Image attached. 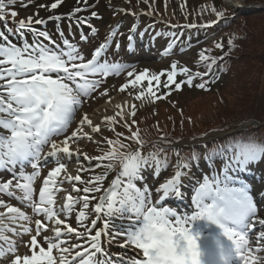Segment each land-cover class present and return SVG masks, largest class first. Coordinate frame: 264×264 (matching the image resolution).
Returning <instances> with one entry per match:
<instances>
[{
    "label": "snow or ice",
    "instance_id": "6c2138e0",
    "mask_svg": "<svg viewBox=\"0 0 264 264\" xmlns=\"http://www.w3.org/2000/svg\"><path fill=\"white\" fill-rule=\"evenodd\" d=\"M18 2L28 7L34 0H0V22H5L6 28L0 30V174L7 176L0 175V264H264V209L244 182L250 166L264 160V142L251 137L233 138L205 151L203 159L213 168L212 174L196 178L192 173L188 191L184 177L192 171L194 162L199 166L201 156L191 150L183 155L179 147H161L160 144H179L164 135L159 137V143L152 142L153 150L146 153L149 141L141 136L138 127L133 130L135 119L125 118L135 117V104L127 113L126 103L117 104L114 114L105 116L101 123H94L87 113L77 117L109 76H134L119 91L139 89L133 94L135 101L155 103L181 90L182 83L207 90V85L219 78L216 72L223 69L218 60L224 57L201 51L203 72L193 73L173 63L166 73L150 75L144 70L135 74L131 65L108 58L110 49H120L115 39L119 21L110 26L90 53L83 52L78 42L60 30L59 22L67 19L70 28L86 27L96 36L98 30L91 21L101 18L97 10L100 0H75L61 14L56 10L66 0L40 3L36 16L16 22L18 12L6 9ZM124 3L130 4L131 0ZM136 3L149 4V0ZM106 7L114 14L132 16L154 12L151 6L147 13L117 8L114 0H108ZM39 9L49 15L39 16ZM212 11L215 20L184 27L205 29L218 24L224 13L215 8ZM8 16L13 18L15 28L7 27ZM48 22H57L58 39L36 27ZM133 30L127 36L129 50ZM88 39L87 33H80V41ZM179 39L172 33L162 55L170 54ZM234 40L235 36L228 39L229 52ZM215 48L222 49L223 45L216 43ZM165 75L166 80H161ZM178 75L187 78L178 82ZM197 79L202 82L194 85ZM144 81L146 88L142 86ZM161 86L168 91L157 95L154 88ZM100 95L107 96V89ZM118 125L127 129V136L116 131ZM105 129L114 133L115 139L105 137ZM82 140L98 148L103 143L106 150L100 148L96 156L82 152L79 146L73 150L72 145ZM169 151L176 157L174 165H170ZM73 156L77 161L83 156L90 165L96 163L87 168L80 165L77 174L72 175L65 161ZM217 160L218 169L214 167ZM50 164L54 166L37 190L42 169ZM170 166L173 173L160 183L159 173ZM98 168L105 171L95 174ZM81 172L92 175L83 179ZM110 172L116 175L105 188ZM150 179L154 182L150 183ZM65 183L71 186L70 191L63 187ZM62 191L65 195L58 202ZM258 195L264 202V192ZM3 197L17 201L19 206ZM169 200L180 203L171 207ZM74 212L75 227L70 222ZM113 245L121 251H110ZM21 247L27 249L24 254L19 252Z\"/></svg>",
    "mask_w": 264,
    "mask_h": 264
},
{
    "label": "rangeland",
    "instance_id": "374dc122",
    "mask_svg": "<svg viewBox=\"0 0 264 264\" xmlns=\"http://www.w3.org/2000/svg\"><path fill=\"white\" fill-rule=\"evenodd\" d=\"M208 1L210 0H155V3L153 4V0H149V4L140 3L137 5L136 0H131L130 4L124 3V0H114L115 7H123L125 9L131 8L137 13H147L150 6L154 9L152 15L138 14L132 16L125 15L124 13L114 14L113 11L106 7L108 0H100L97 10L99 11L101 18H93L91 21L98 30L96 36H93L86 27L78 28L73 25L70 28L67 19L59 22V25L63 24L66 26H64L65 28L62 26V31H64L65 35L73 42H78V46L83 52L90 53L100 42H102V39L109 31L110 26H115L117 21H119V32L115 39L120 43V49L118 52L115 48L110 49L108 58L131 65L132 68L135 69V74H139L144 70H147L150 75L159 74L162 71L167 72L171 70L170 66L173 63H176L178 68L187 67L195 73L199 71V69L194 60H196L201 51L206 52L210 49L216 51V43H222L226 40L228 41L230 37L235 36L231 51H220V53L232 55L231 57H233L234 60L225 64L224 69L219 72V78L214 82H210L207 85V90H199V88L195 86L189 87L182 83L181 90L172 91L171 94L167 95L164 99L157 100L155 103L147 101L141 102L133 99L135 90L131 87L127 88L124 92L119 91L120 87L127 83L128 80L134 79V76L127 77L126 73L120 76H109L102 88L94 93L93 96L82 106L80 112L77 113V117L79 118L83 113H87L94 123H101L105 116H111L114 114L116 111L115 106L117 104L123 105L126 103L128 105V107L125 108L126 113L130 111V106L135 104L136 114H138V111L143 114L142 117L138 119V127L144 126L148 128L151 127V125L155 126L156 123L160 126L164 121L168 122L169 117H167V115L168 113H172L175 118L178 116L181 120L186 121V123L183 124L185 132L179 136L183 140L179 141L178 145L174 144L172 146L181 147L185 143H188L190 146L192 145L195 147L199 144L197 143L198 141H195L196 139L194 141H190L191 139L188 140V138L185 137L186 134L188 131L209 129L210 126H206L205 123L201 128V126L198 125V122L205 120L210 114L217 112L219 104H221L223 100L229 103L233 108L237 109L241 115L244 114L246 106L239 103L246 104L245 102H253L250 114L253 110L257 109L259 107L258 100L260 91L264 89V0H237V2L234 0H211L215 5L213 8L218 12L223 11L224 17L218 24L213 25L212 27L205 29L199 27L194 28L197 36L192 38L188 32L192 28L184 27L185 25H189V23H185V21H188V14L191 10H194L195 16L199 19H209L210 21H213L216 17L215 13L212 11L213 8L207 7L206 12L201 11L206 5L208 6ZM51 2H54V0H34V3L30 4L28 7H24V5L18 2L9 6L6 11H17L18 15L15 17V21L18 22L20 19L26 20L30 15L36 16L37 5L40 3ZM74 2L75 0H66V4L56 10L57 14L66 13L68 7L71 4H74ZM92 2H94V0H90V3ZM181 5H184L185 7L182 9ZM198 9L200 12L197 11ZM47 15L49 14L43 9H39V16L46 17ZM82 15H87V13H82ZM8 21L14 23L13 18L10 16L7 17L6 22ZM0 23L4 24L5 22ZM56 23L57 22H48L44 26L36 27L40 30L52 28L50 34L53 39H58L53 36V31L56 32ZM200 24H202V22H199L198 25ZM0 26L1 28H4L3 25ZM7 27L14 28L13 25L9 24H7ZM67 27H69V29ZM1 28L0 30H2ZM130 29H134L131 32L134 37V40L131 42V50H129L128 47L129 41L125 39L130 34ZM206 29H209V31L206 32ZM81 32L88 34V41H80ZM172 33H176L179 37L182 36L183 38L176 41L170 54L162 55V52L167 48L169 41L172 39ZM244 34H246L245 39L243 38ZM28 39L31 41V37L28 36ZM12 40L13 42H17L16 38H13ZM259 57H261V59ZM186 78L187 77L183 75L177 76L178 82H182ZM161 79L166 80V76H162ZM198 83L200 82H195L194 85ZM142 86L146 88L147 81H144ZM105 89H107L108 95H100V92ZM138 90L139 89L136 91ZM165 93H157V95H164ZM181 113L183 115H181ZM135 117H129L126 115L125 118L131 120ZM101 126L104 127L103 125ZM72 127H75V124H73ZM120 128L121 127L118 125L116 131L120 132ZM226 132L229 134L234 131L233 129H228L218 132L210 131L208 133H202H204L206 138L213 139L214 137L216 138L226 135ZM198 133L199 132L195 134ZM109 134L114 135V133L105 129L103 135L108 137ZM140 134L146 141H149V147H147L145 151L151 147L150 145L152 142L159 141L160 133L152 134L149 139L142 133ZM149 134L150 132L147 131L146 135ZM167 138L174 139L171 135ZM204 141L205 140H201L202 143ZM77 146H79L82 152H86L90 156H95V150L97 148L95 143L82 140L78 145L73 144L72 149L75 150ZM102 146H104L103 143L101 144V147ZM65 162L68 163V173L72 175L77 174L76 170L80 165H83L85 168L95 165L93 163L94 161L90 165L88 161L83 159V156H80L79 161L73 156ZM215 165L217 166L215 168L218 169L220 167V162L217 161ZM52 166L54 165L50 164L48 167L42 169L41 177L38 178L36 182L37 190L42 183L43 177L47 175V172ZM202 167L206 168V165L204 164ZM250 167L251 171L244 178V182L249 184L250 194L255 197L256 202L260 204L262 209H264V202L261 201L258 195L260 192H264V160L258 165ZM28 171H31V169L29 168ZM173 171L174 170L170 172L163 171L159 174V182H164ZM212 171L213 169H208L205 171V174L211 175ZM193 173H195L196 178L205 175L202 174L200 176L198 168H196V171L194 169ZM80 174L84 179H87L92 175V173L88 172H81ZM0 175L6 176V174ZM189 176H192V171L188 173V176L185 177L186 181H184L185 185H188V188L186 189L188 191H190ZM151 182L154 181L150 179V183ZM65 187L70 191L71 186L68 183H66ZM77 187H83V185L77 184ZM105 188H107V186H105ZM64 195L65 192L62 193L60 201ZM73 195L78 194L73 193ZM95 195L99 196L100 194L96 193ZM3 199L8 201L7 197H3ZM174 201L175 200H169L167 202L168 206L176 207L177 203ZM8 202L15 206H19L15 200ZM92 203L94 204V202ZM27 211L31 214L30 210ZM70 222L74 227L76 226L75 212L72 217H70ZM88 222L90 223V221ZM45 235H49V233H45ZM24 239L27 240L28 237L26 236ZM122 239L123 238H121L120 242H122ZM73 242L76 241L73 240ZM26 251L27 249L23 247L19 250L20 254H24ZM110 251L117 252L121 250L113 245Z\"/></svg>",
    "mask_w": 264,
    "mask_h": 264
},
{
    "label": "trees",
    "instance_id": "16d2710c",
    "mask_svg": "<svg viewBox=\"0 0 264 264\" xmlns=\"http://www.w3.org/2000/svg\"><path fill=\"white\" fill-rule=\"evenodd\" d=\"M215 5L214 3L211 2V8H213ZM206 8L204 7L203 9H201L202 12H206ZM198 12H200V10H197ZM191 16H195L194 10H191L190 12ZM206 22H210L209 19H205ZM245 35H243V38L245 39ZM228 41H224L221 44L223 45L222 49H217L216 51H214V49H210L207 50L205 52L206 55L209 56H213V57H221L223 56L224 59L222 61L218 60V66L222 69H224V66L226 63L228 62H232L234 60L233 57H231L232 55H225L223 53H220L221 50H229V46H228ZM263 53V52H262ZM262 55V54H261ZM199 59V56L197 57ZM247 58V57H245ZM261 59V57H259ZM197 67L199 69H201V71H205L204 67L201 66V64H198ZM219 70L216 72V75H219ZM211 79V77H209V80ZM198 82H202L201 80L197 79ZM251 81V80H250ZM166 89L163 88L162 86L160 87L159 90H155L158 92H163ZM198 90V89H197ZM199 90H202L199 88ZM244 103H239V104H243L246 106V109L244 110V114L241 115L240 112L233 108L229 103H227L226 101H222L221 104H219V109L217 110V112H214L212 114L209 115L208 118H206L203 121L198 122V125L204 126V123L206 126H210L209 129H204V130H195V131H188V133L186 134L185 137H187L188 139H191L193 137L196 136H200V135H204V133L202 132H210V131H224V130H228V129H234L236 130L238 126L247 123V122H255V123H264V89H262L260 91V96H259V100H258V108L253 110L252 113L250 114V109H251V105L253 104V102H245ZM143 114L139 113L137 114V116L134 118L135 121L137 122L136 125L133 126V130L135 131L136 128L138 127V119L142 117ZM176 115V114H175ZM177 116V115H176ZM167 117H169L168 122L164 121L160 126L158 125V123L154 125H151V127H144V126H139L138 129L140 131V133H142L143 135L146 136V138H151L152 134H158L160 133L161 135H164L166 137L168 136H172L174 139H170L168 138V140H179V136H181L183 134V132H185V130L183 129V124L186 123V121L181 120L178 116L177 118H175L174 114L172 113H168ZM197 124V123H196ZM195 124V125H196ZM193 125V126H195ZM157 128L159 129V131L157 130ZM179 128V130H178ZM264 125H250L247 126L239 131L233 132L229 135H226L224 137H221L219 139H216L215 141H211L209 143V145H206L205 147H197V149H192V148H183L182 149V154L183 155H188L189 150L191 151H195L197 152L200 156L203 155L204 151H209L211 149H213L214 147L218 146V145H222L225 144L226 142H228L229 140L233 139V138H248L251 137L259 142H264ZM150 132L149 135H146V132ZM177 131V133H176ZM120 132L124 133L125 136L128 135V131L127 129L121 127L120 128ZM199 132L198 134H195ZM176 133V134H175ZM110 137L108 136V138H112L115 139V136L113 134H109ZM182 139V138H180ZM127 143V141H125ZM133 147H135V145H133ZM100 154V153H99ZM203 157V156H202ZM176 163V157L172 154L171 155V160H170V165H174ZM170 168H172L171 166L166 170L169 171ZM103 172L105 171L104 169L102 170ZM101 172V173H103ZM116 174V173H115ZM113 176V174H112ZM111 176V177H112Z\"/></svg>",
    "mask_w": 264,
    "mask_h": 264
},
{
    "label": "bare ground",
    "instance_id": "6f19581e",
    "mask_svg": "<svg viewBox=\"0 0 264 264\" xmlns=\"http://www.w3.org/2000/svg\"><path fill=\"white\" fill-rule=\"evenodd\" d=\"M234 1L237 2V0H234ZM233 6H235V5H233ZM69 161L72 162L71 160H69ZM73 161H74V160H73ZM67 168H69V167H68V163H67ZM65 185H66V183L63 185L64 188H66ZM62 193H64V192L62 191V192H60V193L58 194V197H57L58 202L60 201V197H61Z\"/></svg>",
    "mask_w": 264,
    "mask_h": 264
}]
</instances>
